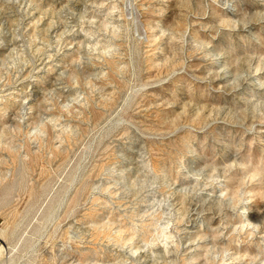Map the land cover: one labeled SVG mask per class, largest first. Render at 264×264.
Here are the masks:
<instances>
[{"label":"rangeland","instance_id":"1","mask_svg":"<svg viewBox=\"0 0 264 264\" xmlns=\"http://www.w3.org/2000/svg\"><path fill=\"white\" fill-rule=\"evenodd\" d=\"M0 219V264H264V0H0Z\"/></svg>","mask_w":264,"mask_h":264},{"label":"bare ground","instance_id":"2","mask_svg":"<svg viewBox=\"0 0 264 264\" xmlns=\"http://www.w3.org/2000/svg\"><path fill=\"white\" fill-rule=\"evenodd\" d=\"M2 230V229H1ZM4 231H1L0 232V238L4 241ZM4 249H6L5 247V244L3 243L1 246H0V258L3 257L2 255L4 254Z\"/></svg>","mask_w":264,"mask_h":264},{"label":"built area","instance_id":"3","mask_svg":"<svg viewBox=\"0 0 264 264\" xmlns=\"http://www.w3.org/2000/svg\"><path fill=\"white\" fill-rule=\"evenodd\" d=\"M1 219H0V228H1ZM2 245V240L0 239V246Z\"/></svg>","mask_w":264,"mask_h":264}]
</instances>
